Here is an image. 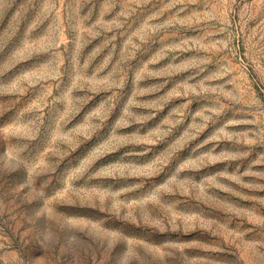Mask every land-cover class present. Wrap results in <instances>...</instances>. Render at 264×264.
Listing matches in <instances>:
<instances>
[{
  "label": "rangeland",
  "instance_id": "1",
  "mask_svg": "<svg viewBox=\"0 0 264 264\" xmlns=\"http://www.w3.org/2000/svg\"><path fill=\"white\" fill-rule=\"evenodd\" d=\"M0 264H264V0H0Z\"/></svg>",
  "mask_w": 264,
  "mask_h": 264
}]
</instances>
